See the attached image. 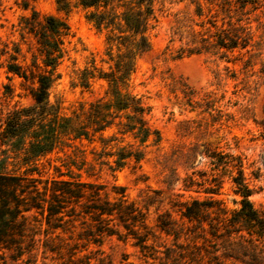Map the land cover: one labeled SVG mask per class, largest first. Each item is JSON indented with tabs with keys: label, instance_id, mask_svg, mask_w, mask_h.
Instances as JSON below:
<instances>
[{
	"label": "rangeland",
	"instance_id": "374dc122",
	"mask_svg": "<svg viewBox=\"0 0 264 264\" xmlns=\"http://www.w3.org/2000/svg\"><path fill=\"white\" fill-rule=\"evenodd\" d=\"M238 3L154 0L156 20L146 31L149 48L135 56L128 85L121 88V92L135 93L150 106L149 123L160 133L158 142L151 137L146 141L139 162L130 159L123 167L111 169L92 160V151L99 146L85 139L63 137L69 145L61 151L54 148L29 164L17 154L21 139L11 141L8 147L0 145L7 147L0 153V170L27 176L15 189L17 200L8 193V211L17 213L16 220L24 221L29 234H34L38 246L31 259L38 264L66 262L65 244L69 243L80 249L76 252L79 256L90 255L91 262L102 257L107 264H159L167 247L202 243V230L194 221L181 217L173 202L189 199V194L204 199L209 194L203 188L209 185L215 191L212 196L229 208L236 207L239 199L227 174L218 172L217 180L211 181L208 161L200 155L204 149L239 154L253 189L249 199L256 207L264 205V0H246L242 9ZM198 5L200 15L196 13ZM86 13L87 9L76 0H68L65 8L56 0H0V123L9 109L33 102L30 90L36 84L35 74L50 73L52 66L43 64L44 53L35 35L46 15H53L65 25V33L60 36L62 54L50 73L49 103L58 108L59 114L74 116L104 95V79L88 77L89 86L84 87L79 84V76L82 71L108 72L115 66L117 50L106 43L105 30L95 28ZM236 17L242 18L240 24L249 36L247 45L233 51L216 46L214 36L227 37L233 32L230 24ZM7 62L20 64L28 77L7 72ZM190 94L198 103L188 104ZM54 166L68 175L58 176ZM192 171L200 182L193 184L198 191H184L182 179ZM53 178L70 179L74 182L72 188L77 185L85 192L77 201L53 195ZM95 186L102 188L98 199L91 195ZM121 193L143 213L139 218L143 223L130 219L122 223L113 214L100 223L113 233L99 232L96 221L84 212L85 205L96 199L114 201ZM25 207L29 209L23 210ZM159 214L178 237L156 225ZM131 232L145 238L146 247L135 245ZM45 242L59 246L56 258L50 257L55 256L50 251L42 257ZM26 257L24 253L22 258ZM19 261H10L8 252L0 251V264Z\"/></svg>",
	"mask_w": 264,
	"mask_h": 264
},
{
	"label": "trees",
	"instance_id": "16d2710c",
	"mask_svg": "<svg viewBox=\"0 0 264 264\" xmlns=\"http://www.w3.org/2000/svg\"><path fill=\"white\" fill-rule=\"evenodd\" d=\"M76 1L87 9L86 17L95 28L105 30L106 43L117 50L115 66L108 72L100 70L97 74L90 71L85 74V71H82L79 76V84L84 87L89 86L88 77L104 79V95L95 98L86 110L75 113L74 116L59 114L58 108L49 103L48 88L52 82L50 73L55 67V60L62 54L60 36L65 33V25L53 15H46L40 22V31L36 30L35 35L44 53L43 64L52 68L48 70L49 74L38 72L35 78L33 76L36 84L30 90L33 100L31 104L6 111L0 123V145L8 147L11 141L21 139L22 143L18 148L16 146L17 154H22L23 163L29 164L52 152L54 148L61 151L64 146L69 145L64 138L79 141L85 139L88 143L96 141L99 149L92 151V160L106 164L111 169H119L130 159L137 163L144 157V147L149 137L153 142L160 139L159 130L149 123L150 106L135 93L127 90L121 92V88L128 85L127 80L134 69L135 56L149 48L146 31L156 20L154 0ZM56 2L62 8L68 5V0ZM245 5L246 0H239L238 7L242 9ZM196 13L201 14L199 5ZM241 19L234 18L235 22L230 24L233 32L227 34V37L219 34L214 36V44L228 51L245 47L249 36L244 32V25L240 24ZM32 20L35 21V16ZM235 23L236 25H233ZM4 66L7 72L23 78L28 77L20 64L7 62ZM192 95L187 96L190 105L192 102L198 103L197 100H192ZM109 129L113 130L105 134ZM25 137L27 140H24ZM127 137L129 139H126ZM6 148H0V153H4ZM200 155L208 161L211 181L217 180L218 172L228 175L234 193L239 195V199L235 201L237 206L229 208L220 199L214 198L212 194L215 191L210 185L203 188V191L209 194L204 199L189 194V199L173 202L172 205L177 206L181 217L194 221L202 230V243H179L175 247H167L159 264H229L226 259L230 260L231 264H264V205L256 207L249 199L253 189L246 180L241 156L222 149H204ZM54 168L58 176L68 175L59 167ZM193 175L194 171L183 177L184 191H198L193 188V184L200 182H197ZM26 177L0 170V251L8 252V258L12 262L20 260L17 264H38L35 258L31 259L33 250L38 246L34 234H29L24 221L16 220L17 213L11 214L8 211L11 201L8 193L12 199L17 200L15 189L21 185L20 179ZM50 180L53 183V187H50L53 195L73 197V200L77 201L85 192L77 185L72 188L74 182L70 179ZM100 189V186H95L91 195L98 199ZM19 191L22 192L23 188H19ZM97 199L86 204L84 212L96 221L99 232L113 233L111 229L104 228V224H100L107 216L113 214L122 223H125L126 219L143 223V219H139L143 218V213L134 201H126L123 193L114 201L107 198ZM28 209L29 207H25L23 210ZM156 225L166 234L171 233L174 238L178 237L161 214L157 216ZM124 227L128 228L125 224ZM131 233L136 238L135 245L141 249L146 247V244H143L145 238L140 234ZM214 240L219 243L210 242ZM206 244L210 245V248H207ZM42 245L44 254L47 251L55 254L51 255V258H56L59 254V246L46 242ZM65 250L67 260L59 264H107L102 257L95 258L96 262H91L90 255L79 256L76 252L80 249L77 250L73 244L66 243ZM218 250L220 252L216 253ZM24 253L26 258H22ZM3 262L5 263L4 260Z\"/></svg>",
	"mask_w": 264,
	"mask_h": 264
}]
</instances>
